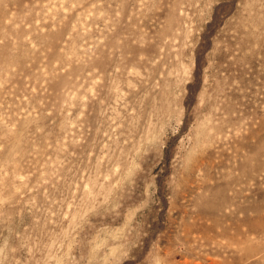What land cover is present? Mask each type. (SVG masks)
Here are the masks:
<instances>
[{"label": "rangeland", "instance_id": "374dc122", "mask_svg": "<svg viewBox=\"0 0 264 264\" xmlns=\"http://www.w3.org/2000/svg\"><path fill=\"white\" fill-rule=\"evenodd\" d=\"M0 264H264V0H0Z\"/></svg>", "mask_w": 264, "mask_h": 264}]
</instances>
